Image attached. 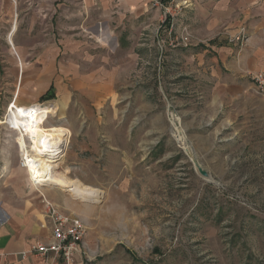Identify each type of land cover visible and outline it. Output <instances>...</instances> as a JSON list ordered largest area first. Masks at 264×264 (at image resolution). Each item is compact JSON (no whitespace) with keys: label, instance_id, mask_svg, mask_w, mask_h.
<instances>
[{"label":"rangeland","instance_id":"obj_1","mask_svg":"<svg viewBox=\"0 0 264 264\" xmlns=\"http://www.w3.org/2000/svg\"><path fill=\"white\" fill-rule=\"evenodd\" d=\"M146 1L152 25L143 31L138 26L147 22L146 17L135 19L129 29L116 28L117 20L104 18L101 23H106L97 32L91 30L94 21L84 20L79 22L84 29L77 32L73 25L78 22L64 20L61 10L53 19V14L41 15L33 5L23 8L16 37L27 59L22 60L16 49L20 72L7 43L9 21H1L0 121L5 123L0 125V167L15 171L20 166L27 179L21 154L23 148H32L28 139L24 145L18 131L9 128V104L15 97L18 107L46 108L49 114L41 126L63 133L65 120L92 119L97 112L86 97L68 87L61 76L64 66L121 69L128 80L135 81L134 87L141 84L150 103L162 107L164 128L160 125L161 140L151 147L143 164L138 161L133 173L124 169L117 180L104 181L97 188L103 192L100 202H83L48 188L55 198L69 199L70 206L61 209L82 221L85 234L80 250L85 262L264 264V98L251 81L252 89L245 98L236 99L238 104L218 110L196 101L190 106L187 96L182 101L188 108L181 111L175 91L180 79L174 77L173 59L177 49L185 47L180 41L183 31L189 36L185 8L190 0H170L167 5L161 0ZM46 18H52V26L45 27ZM101 28L109 36L105 45L97 40ZM142 38H149L148 47L136 45ZM51 48L60 54L69 49L74 57L68 60L59 55L52 62L32 57ZM141 49H146V59L133 60L129 53L138 57ZM184 120L214 121L188 128ZM67 167L64 153L57 169L68 171ZM12 175L22 179L19 173ZM69 177L76 179V174L69 172ZM97 177L103 181L100 173Z\"/></svg>","mask_w":264,"mask_h":264},{"label":"crops","instance_id":"obj_2","mask_svg":"<svg viewBox=\"0 0 264 264\" xmlns=\"http://www.w3.org/2000/svg\"><path fill=\"white\" fill-rule=\"evenodd\" d=\"M32 5L41 15L53 14V19L55 12L61 10L59 15L64 20L78 22L73 23L78 27L77 32L84 29L79 23L84 20L94 21L91 30L97 32L100 24L106 23H101L104 18L117 20L116 28L129 29L135 19L142 17H146L147 22L140 23L138 28L143 31L152 25L148 21L150 13L146 0H0V29L1 21H9L6 26L9 30L17 22V33L23 8ZM185 9L189 11L185 20L190 42L178 48L173 59L174 77L180 79L175 89L179 109L187 110L188 104L183 105L182 101L187 96L190 106L196 101L203 107L210 105L211 109L218 110L227 104H238L236 99L245 98L252 89L250 74L264 72V0H190ZM52 18L45 19V27L53 25ZM102 28L97 40L105 45L109 43V36ZM242 29L245 31L243 45L238 41L228 42V38L238 36ZM16 33L13 42L22 60H26L27 54L20 47L22 41ZM50 38L53 42V37ZM136 45L148 47L150 40L138 39ZM68 50L63 49L60 54L51 48L45 53H34L32 57L52 62L61 55L70 60L74 54ZM138 53V57L129 55L133 60L144 61L146 49ZM64 67L61 76L68 87L86 97L93 110H97L92 119L65 120L63 124L69 130L61 126L64 134L54 127L42 126L62 146L68 172L75 173L77 180L93 188L103 187L104 181L117 180L124 169L133 173L138 161L143 164L151 147L162 138H158L163 133L160 132V125H164L162 107L150 103L141 84L134 87L135 81L128 80L121 69L115 68L114 72L103 68L83 70L70 63ZM34 71L31 69V73ZM184 121L190 128L211 124L214 120ZM155 125L157 130H154ZM11 169L0 167V174H7L0 177V264H66L62 258L52 255L20 257L37 242L49 240L50 225L41 197L50 199L60 209L70 204L69 199L55 198L48 188L34 187L20 166L15 167V171ZM111 172L115 174H108ZM13 173L21 174L22 179ZM99 173L101 182L97 177ZM68 264H87L81 250Z\"/></svg>","mask_w":264,"mask_h":264},{"label":"bare ground","instance_id":"obj_3","mask_svg":"<svg viewBox=\"0 0 264 264\" xmlns=\"http://www.w3.org/2000/svg\"><path fill=\"white\" fill-rule=\"evenodd\" d=\"M15 16H17V13L16 15L14 14ZM16 23L11 26L7 36V43L17 60L20 72L22 62L12 39L18 28ZM8 113L10 115V120H8L9 128L18 131L24 145L25 140L28 139L32 148V151L30 149L27 150L26 147L22 149L21 160L23 163L22 167L26 168L31 184L32 182L37 184L34 187L38 189L57 188L68 192L74 199L83 202H100L103 197L101 190L85 185L75 178H70L69 172L64 169L62 171L57 169L62 163L63 150L59 142L49 136L41 126L47 114L45 108L38 105L26 107L13 105L8 110ZM4 123L0 121V125ZM182 145L187 147L184 142Z\"/></svg>","mask_w":264,"mask_h":264},{"label":"built area","instance_id":"obj_4","mask_svg":"<svg viewBox=\"0 0 264 264\" xmlns=\"http://www.w3.org/2000/svg\"><path fill=\"white\" fill-rule=\"evenodd\" d=\"M244 34L245 31L242 29L238 36L228 38V42L238 41L240 45H243L245 43ZM180 41L184 46L188 45L189 36L185 30L180 37ZM250 80L254 84L257 93L264 98V72L259 71L250 74ZM15 102L16 97L9 104V109ZM172 125L174 126L175 122ZM32 184L33 186L37 185L33 182ZM41 199L45 209V218L50 225L49 240L46 242H37L28 251L22 252L20 257L23 259L30 254L33 256L52 255L53 257L62 258L68 264L73 261L75 254L80 252V246L85 234L84 225L78 217L67 214L49 199L44 196Z\"/></svg>","mask_w":264,"mask_h":264},{"label":"trees","instance_id":"obj_5","mask_svg":"<svg viewBox=\"0 0 264 264\" xmlns=\"http://www.w3.org/2000/svg\"><path fill=\"white\" fill-rule=\"evenodd\" d=\"M170 2V0H161V3L167 5Z\"/></svg>","mask_w":264,"mask_h":264},{"label":"water","instance_id":"obj_6","mask_svg":"<svg viewBox=\"0 0 264 264\" xmlns=\"http://www.w3.org/2000/svg\"><path fill=\"white\" fill-rule=\"evenodd\" d=\"M198 171H199L203 176H205V172L202 171L200 168H198Z\"/></svg>","mask_w":264,"mask_h":264}]
</instances>
